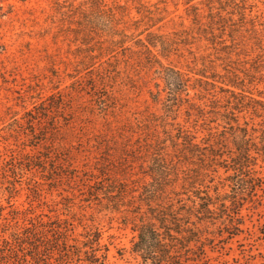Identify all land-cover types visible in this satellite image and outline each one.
Listing matches in <instances>:
<instances>
[{"label": "rangeland", "instance_id": "1", "mask_svg": "<svg viewBox=\"0 0 264 264\" xmlns=\"http://www.w3.org/2000/svg\"><path fill=\"white\" fill-rule=\"evenodd\" d=\"M0 264H264V0H0Z\"/></svg>", "mask_w": 264, "mask_h": 264}, {"label": "trees", "instance_id": "2", "mask_svg": "<svg viewBox=\"0 0 264 264\" xmlns=\"http://www.w3.org/2000/svg\"><path fill=\"white\" fill-rule=\"evenodd\" d=\"M244 156H248V152H246V154H245ZM237 168H238V166H237ZM239 169H240V168H239ZM244 180H245V179L240 178V179L235 183V184H236L235 187H237V188H244V187H245L244 184H247V182L245 183ZM246 181H247V180H246ZM150 231H151V234H152V235L154 234V238L159 242V241H160V238H159V236H158L157 231H156L155 229H153V228H150ZM155 234H156V235H155ZM138 236H139V239H140V240H145V241H146V239L149 237V236H147V233L144 232V231H142V230L139 231Z\"/></svg>", "mask_w": 264, "mask_h": 264}]
</instances>
